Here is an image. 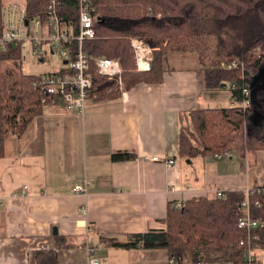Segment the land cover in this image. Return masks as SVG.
<instances>
[{
	"label": "crops",
	"instance_id": "0c3cea01",
	"mask_svg": "<svg viewBox=\"0 0 264 264\" xmlns=\"http://www.w3.org/2000/svg\"><path fill=\"white\" fill-rule=\"evenodd\" d=\"M167 64L163 82L140 83L113 99L90 98L84 113L45 103L24 133L7 138L0 158V264H37L41 249H56L57 264H87V244L98 247L100 264H170L166 248L115 247L102 236L163 228L172 201L264 187V174L251 162L256 154L179 155L186 114L213 104L227 85L205 86L195 52H172ZM230 101L236 104L231 93ZM118 151L134 157L115 161ZM85 179L86 195L74 190ZM254 253L264 264V249Z\"/></svg>",
	"mask_w": 264,
	"mask_h": 264
},
{
	"label": "trees",
	"instance_id": "16d2710c",
	"mask_svg": "<svg viewBox=\"0 0 264 264\" xmlns=\"http://www.w3.org/2000/svg\"><path fill=\"white\" fill-rule=\"evenodd\" d=\"M50 1L25 0L28 19L47 20ZM58 1L64 18L78 22V0ZM97 5L103 22H95L97 35L83 42V50L90 56L118 58L123 72L109 77L100 73L91 61L93 99H113L140 83L163 82L170 53L195 52L205 86L214 88L226 83L232 100L237 99L240 104L188 112L179 131V155L192 159L227 150L245 155L264 149V139H256L249 131L257 90L250 84L254 75L264 70V0H99ZM5 8L0 0V35ZM133 37L154 48L149 69H137ZM22 59V44L10 42L0 47V158L6 153L8 136L24 133L43 111L45 94L32 86L38 74L9 65ZM233 61L236 66L224 65ZM246 86L251 95L249 103L243 106ZM133 157V153L126 151L112 154L115 161ZM246 200L250 217L260 223L251 232L239 226V219L247 213L242 206ZM256 200L260 206L255 204ZM163 221L165 226L160 229L120 235L124 240L118 234L102 239L109 245L128 249L166 248L170 258L191 264L202 261L245 264L243 255L247 246L264 249L262 192L234 190L223 196L200 194L182 202L172 201ZM255 235L259 238H254ZM61 244L59 239L57 246ZM36 260L37 264H57V250H38Z\"/></svg>",
	"mask_w": 264,
	"mask_h": 264
},
{
	"label": "built area",
	"instance_id": "2783aa9c",
	"mask_svg": "<svg viewBox=\"0 0 264 264\" xmlns=\"http://www.w3.org/2000/svg\"><path fill=\"white\" fill-rule=\"evenodd\" d=\"M99 0H78V22L67 20L61 14V5L58 0H51L47 5V20L42 18L28 19L26 6L20 4L8 5L5 8L3 33L0 35V47H5L7 43H20L24 51L37 52L42 51L44 46L48 45L51 54H60L64 61L63 69L55 72L39 73L32 82V86L44 92L43 99L45 103H58L69 111H79L84 113L87 102L91 97L93 88V78L91 76V61L96 64L100 73L109 77L120 76L123 67L120 60L116 57L108 56H90L83 50V42L86 39L95 38V22L101 21V16L97 13V2ZM131 44L134 51V58L138 70H146L151 67L154 48L144 42L139 37H133ZM227 67L237 65V62L224 64ZM64 70V71H63ZM252 74L251 71H249ZM119 81L122 82L119 77ZM245 99L241 104L246 106L250 101L251 90L248 86L243 89ZM236 104H240L234 99ZM231 150L224 153H216L217 158L223 155H230ZM157 160L158 158H154ZM173 164L175 160L168 158L165 160ZM89 180L77 183L74 190L82 194H88ZM189 191H196L194 187H189ZM250 193L259 192L264 194V189L249 190ZM216 195L223 196L222 190H217ZM257 206L261 203L255 201ZM180 205V204H179ZM2 202L0 201V207ZM242 206L249 209V201L243 202ZM259 221L250 217L249 214L239 219V226L248 231L258 228ZM254 238H259L255 235ZM251 239V238H250ZM248 239V244L251 243ZM88 252L87 264H100L97 256L98 247H92L89 244L85 246ZM252 246H247L244 251L243 261L245 264H263L254 253ZM170 264H191L176 260L174 257L169 259ZM192 264H237L229 261H202Z\"/></svg>",
	"mask_w": 264,
	"mask_h": 264
},
{
	"label": "rangeland",
	"instance_id": "374dc122",
	"mask_svg": "<svg viewBox=\"0 0 264 264\" xmlns=\"http://www.w3.org/2000/svg\"><path fill=\"white\" fill-rule=\"evenodd\" d=\"M5 6L8 5H13L15 3L20 4V5H25V0H3ZM9 65H14L16 69H22L26 73H31V74H39L43 72H55L60 69H63L64 67V61L63 58L61 57L60 54H51L48 45L44 46L42 51H37V52H30V51H24L23 52V59L21 61H16L10 63ZM220 90V89H219ZM224 93H219L216 95L213 99V104H209L207 107H228L234 105L232 101H230V89L229 87H225ZM262 91V92H261ZM212 94V93H210ZM211 96V95H210ZM224 100H223V98ZM253 101L255 103V123L254 125L256 126L257 129L259 130H264V89L261 90L260 88H257V90L254 92L253 96ZM213 105V106H211ZM257 120V122H256ZM187 121V120H186ZM250 124H252V121H250ZM253 131L254 137L257 139H264L263 136L260 133L259 130ZM12 134L8 136L10 138ZM262 150V151H261ZM261 155H258L256 153V161L251 159L252 166H257L256 167V172L259 175L264 174V149H261ZM258 151V152H259ZM229 155H223L222 158L228 159ZM233 159L235 162H240L239 158L237 157V154L235 152H232ZM200 157L203 156H197L196 160H200ZM206 157V156H205ZM211 157V156H209ZM212 158V157H211ZM220 159V158H219ZM185 161V160H184ZM242 161V160H241ZM242 170L247 173L249 171L246 166V162L242 161ZM259 164V165H258ZM253 167V168H254ZM257 258L258 256L255 255ZM259 258V257H258ZM257 258V259H258Z\"/></svg>",
	"mask_w": 264,
	"mask_h": 264
},
{
	"label": "water",
	"instance_id": "95a60500",
	"mask_svg": "<svg viewBox=\"0 0 264 264\" xmlns=\"http://www.w3.org/2000/svg\"><path fill=\"white\" fill-rule=\"evenodd\" d=\"M101 22H103V20ZM225 85L226 83H222L220 86H225ZM250 85L252 88L264 87V70H261L257 74L254 75ZM54 231L55 233H57V228H54Z\"/></svg>",
	"mask_w": 264,
	"mask_h": 264
},
{
	"label": "flooded vegetation",
	"instance_id": "af4514ba",
	"mask_svg": "<svg viewBox=\"0 0 264 264\" xmlns=\"http://www.w3.org/2000/svg\"><path fill=\"white\" fill-rule=\"evenodd\" d=\"M263 88H264V87H261V90H263ZM263 138H264V136H263Z\"/></svg>",
	"mask_w": 264,
	"mask_h": 264
}]
</instances>
